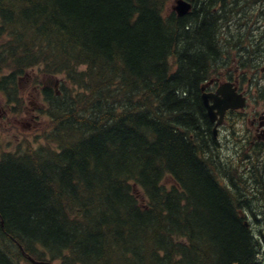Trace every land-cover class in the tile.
Instances as JSON below:
<instances>
[{
  "label": "trees",
  "instance_id": "obj_1",
  "mask_svg": "<svg viewBox=\"0 0 264 264\" xmlns=\"http://www.w3.org/2000/svg\"><path fill=\"white\" fill-rule=\"evenodd\" d=\"M168 2L0 0L7 83L34 66L62 77L44 89L46 144L0 162V264H264V176H228L200 98L248 0Z\"/></svg>",
  "mask_w": 264,
  "mask_h": 264
},
{
  "label": "rangeland",
  "instance_id": "obj_2",
  "mask_svg": "<svg viewBox=\"0 0 264 264\" xmlns=\"http://www.w3.org/2000/svg\"><path fill=\"white\" fill-rule=\"evenodd\" d=\"M168 1L169 2H168V5L166 6V9L169 11V6L171 9V5L173 4L174 0H168ZM259 23L260 24L264 23V17L256 21L255 25H258ZM236 39H238V37H236ZM262 40H264V37H262ZM248 47L252 48L253 50L257 48L258 51L262 52V56H264V44L257 46L256 44L251 43V44H248ZM228 53L230 56L229 57L230 60H232L233 59L232 57L235 56V51L233 47ZM260 63L264 64V57H263V61ZM228 67H230L231 70L233 69V67H235L232 61L229 62ZM246 71H249V70H246ZM26 72L28 75L27 77L29 80V85H25L26 79H23L21 82L22 87H20V94L22 97H23L22 93L25 92L24 98H23L22 110L19 113L10 116L9 121L3 122L0 120V158H1V155L4 154V152L17 151L21 149L24 150L28 147L36 148L40 145H44L45 144L44 136L51 128L47 126L50 121L47 115L43 112V110L45 109V106H44L42 96L40 94L41 87H35L34 85H32V82L34 78H38L42 82L55 87L56 80L59 81V79L57 77H44V75L40 73L38 66L34 67V69H29ZM258 73H259L257 74L258 81L260 82V84H264V71L259 69ZM19 75H22V73ZM251 99H252L251 102H253L254 95H251ZM263 106H264V102L262 100L258 101V105H256V107L260 108ZM0 108L1 110L6 109L7 108L6 104H3L2 102H0ZM23 109H26V110H23ZM26 112L29 113V116L28 114H26ZM30 116H34V118L31 119ZM238 128L240 129V127ZM226 134L227 133H224L222 135L221 137L222 140L224 139V135ZM245 152L246 150L242 151V154L240 155L242 158L245 157L246 155ZM218 153L219 155H221V158L223 159V161H225L228 164L227 166L230 172H233L234 171V169L232 168L233 163L235 164L234 147L232 145H228V147L226 148L224 147V145H222V148H219ZM242 165L243 164L240 161L237 168L240 169ZM230 175L231 174H229L228 176ZM241 182H243L242 179L240 183ZM165 183L167 184V186H170L172 184V180L169 178H166ZM258 184L259 183H257V185ZM240 187H242V185H240ZM138 197H140V195H138ZM53 262L55 264H60L59 261H53ZM20 264H30V263L27 260L23 259L21 260Z\"/></svg>",
  "mask_w": 264,
  "mask_h": 264
},
{
  "label": "flooded vegetation",
  "instance_id": "obj_3",
  "mask_svg": "<svg viewBox=\"0 0 264 264\" xmlns=\"http://www.w3.org/2000/svg\"><path fill=\"white\" fill-rule=\"evenodd\" d=\"M231 61L235 67H233V69L231 70V68L227 66L225 68L224 72L219 73V75H217V76L211 78L209 81H207V83L204 85L203 90L207 93H214L221 83L231 82L232 83L231 89H233L235 87L237 93L243 94L246 98V104L242 109H227L224 113V117L221 121V124H220L219 128L217 129V133L218 134L220 133V135L222 133L223 134L227 133L225 135V138H226L225 143L226 144H228V142L231 141L232 143L234 142V145H240V146L250 145L252 148L264 146V106L257 108L256 105H258V101L254 100L253 102H251V95H253L251 84H250L251 79L249 78L248 74H245V75L240 74L241 71L239 68L242 67V65H240L241 64L240 62L237 63L235 61V57H233V59ZM227 62H228V60L223 61V67H225L224 64H227ZM25 76H26V78L24 77L26 79L25 85H29V80L27 77L28 75L26 74ZM24 78L17 77V81L19 83V84H17L18 90L20 89V87H22L21 82ZM4 92L5 91L0 87V102H4L5 98H8V96L5 95ZM24 93H22V95H23V97L21 96L22 98H24ZM24 110H26V109H24ZM6 114H7L6 109L1 110V108H0V118H4L6 116ZM26 114H28V116H29L28 112H26ZM208 120L209 119H207V122H208L207 129L209 130L210 125H211V129H212L213 125H215V123H216V120H215V123L212 122L211 120H209V121ZM238 127H240V129ZM230 129L232 131H230ZM218 130H219V132H218ZM222 135H221V137H222ZM229 135L231 136L230 140L228 139ZM214 140H216V143L218 145L223 144L221 139H219V141H218V137ZM238 164H239V161L235 162V164L233 163L232 168L237 169ZM242 164L244 166L243 170L245 171V173H247V174L253 173V174L258 175L260 177L264 176V165L258 164V163H255V162L249 161V160L242 162ZM233 172L231 174L232 179L234 176L237 178L240 177V176H238L239 170L233 171ZM243 176L244 175H242V177ZM246 177H247V178H245L246 180L254 182L251 179L252 176L246 175ZM256 182L261 184L260 179L256 180ZM251 204L252 203L249 200V197L246 196L245 205H248V211L249 212L254 211V208L252 207L253 204L252 205ZM236 205L238 207L237 202H236ZM257 240H258V246H259V254H257L255 257H256V259H259L261 261L263 260L262 262H264V251H263L264 245L262 244V243H264V237L262 238V241H261V239H257Z\"/></svg>",
  "mask_w": 264,
  "mask_h": 264
},
{
  "label": "water",
  "instance_id": "obj_4",
  "mask_svg": "<svg viewBox=\"0 0 264 264\" xmlns=\"http://www.w3.org/2000/svg\"><path fill=\"white\" fill-rule=\"evenodd\" d=\"M189 7H190V4L187 3V2L184 1V0H176V4L173 6V8H174L179 14H184V13L189 9ZM222 88H225V86H223ZM219 91L222 92L223 89H222V90L220 89ZM226 91H227L229 94L225 95L224 98L222 99L223 102H222L221 107H219L216 103H214L213 105H208L207 96H204V103L206 104V107H207V109H208V114H209V116L212 115L213 109H214L215 107H217V106H218V108H219L218 112H219L220 114H222L223 111H224L227 107H229V106H231V107H236V106L242 105V104H241V103H242V100H240V99H238V98H235V97L231 96V95L233 94V93H232V90H228V89L226 88ZM222 93H223V92H222ZM235 96H236V95H235ZM237 97H238V96H237ZM235 101L240 102V104H233ZM31 260H32V259H31ZM32 262H33L34 264H38V263H40V262H35L34 260H32ZM45 264H51V263H45Z\"/></svg>",
  "mask_w": 264,
  "mask_h": 264
},
{
  "label": "bare ground",
  "instance_id": "obj_5",
  "mask_svg": "<svg viewBox=\"0 0 264 264\" xmlns=\"http://www.w3.org/2000/svg\"><path fill=\"white\" fill-rule=\"evenodd\" d=\"M129 2V1H128ZM203 6V5H202ZM233 7V6H232ZM107 11V10H106ZM174 15V14H173ZM180 18V17H179ZM186 23V22H185ZM192 23V22H191ZM191 27V26H190ZM191 30V29H190ZM193 38V37H192ZM177 49V48H176ZM213 50V49H212ZM214 54V53H213ZM196 55V54H195ZM193 58V57H192ZM200 65V64H199ZM241 65V64H240ZM159 66V65H158ZM175 67V66H174ZM174 69V68H173ZM186 69V68H185ZM181 70V69H180ZM208 70V69H207ZM244 81V80H243ZM167 83V82H166ZM248 90V89H247ZM252 100V99H251ZM201 110V109H200ZM149 114V113H148ZM130 116V115H129ZM100 117V116H99ZM95 118V117H94ZM71 119V118H70ZM145 120V119H144ZM72 121V120H71ZM182 121V120H181ZM172 122V121H171ZM180 123V122H179ZM184 124V123H183ZM136 145V144H135ZM63 159V158H62ZM154 163V162H153ZM253 164V163H252ZM61 167V166H60ZM238 167V166H237ZM201 168V167H200ZM250 168V167H249ZM252 168V167H251ZM262 168V167H261ZM27 170V169H26ZM108 170V169H107ZM256 170V169H255ZM262 170V169H261ZM260 170V171H261ZM105 171V170H104ZM224 171H227V168L224 169ZM228 172V171H227ZM142 173V172H141ZM234 173V172H233ZM229 174H232V172H230ZM258 174V173H257ZM235 175V174H234ZM145 176V175H144ZM155 177V176H154ZM211 177V176H210ZM231 177V175H230ZM235 177V176H234ZM29 180V179H28ZM87 182V181H86ZM171 190V189H170ZM122 191V190H121ZM206 192V191H205ZM230 192V191H229ZM219 193V192H218ZM241 195V194H240ZM238 195V196H240ZM243 195H244V191H243ZM242 195V196H243ZM130 200V199H129ZM237 207V205H235ZM138 211V210H137ZM148 212V211H147ZM248 213V212H247ZM104 214V213H103ZM173 215V214H172ZM146 219V218H145ZM107 220V219H106ZM76 227V226H75ZM168 239V238H167ZM9 243V242H8ZM61 244V243H60ZM68 244V243H67ZM264 245V243H262ZM168 245V244H167ZM261 246V245H260ZM174 249V248H173ZM189 256V255H188ZM170 259V258H169ZM263 261V260H262Z\"/></svg>",
  "mask_w": 264,
  "mask_h": 264
}]
</instances>
